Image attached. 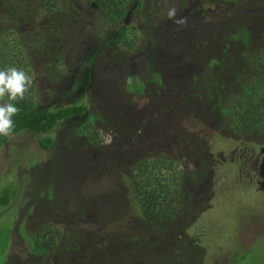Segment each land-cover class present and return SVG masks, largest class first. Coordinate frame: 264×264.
<instances>
[{
	"label": "rangeland",
	"instance_id": "obj_1",
	"mask_svg": "<svg viewBox=\"0 0 264 264\" xmlns=\"http://www.w3.org/2000/svg\"><path fill=\"white\" fill-rule=\"evenodd\" d=\"M57 2L59 18L0 0V39L18 43L13 66L33 78L35 111L85 106L46 150L26 130L0 146V264H264V131L244 136L220 114L255 76L264 0H130V50L113 41L121 22L91 2ZM148 152L205 171L168 228L139 219L124 182ZM50 221L66 248L34 256L29 235Z\"/></svg>",
	"mask_w": 264,
	"mask_h": 264
},
{
	"label": "trees",
	"instance_id": "obj_2",
	"mask_svg": "<svg viewBox=\"0 0 264 264\" xmlns=\"http://www.w3.org/2000/svg\"><path fill=\"white\" fill-rule=\"evenodd\" d=\"M25 1H34L38 6V10L43 14H54L57 18L60 16L58 0ZM86 1L93 4L104 21L115 23L124 19L127 4L130 0ZM260 33H262V30ZM136 38L137 33H134L130 26H126L124 22H121L113 41L118 46L130 50L135 43L133 40ZM232 39L235 40V37ZM240 39L243 43H246L248 39L247 33L244 32ZM37 40H39L38 36L33 38L31 43L34 42L35 44ZM17 44L15 42L14 45L9 47L3 38L0 39V70L8 68L9 65L12 67L15 62L19 61L18 56L21 54V50L17 48ZM251 55L248 63L255 76L242 89L243 95H235L220 110V114L227 117L230 121L229 124L234 129V132L245 134L244 136L251 135L253 131L258 129L264 131V47ZM260 83L262 86L258 87V89L263 90L262 92H258L259 90L257 89ZM31 91L30 87L28 93H26V98L17 104L20 111L12 117L14 122L12 135L23 130L40 135L37 141L38 146L46 150L51 144V138L48 133L60 121L73 116H81L85 111V106L82 104H71L56 110L35 111ZM209 96L210 94H207V97ZM3 101L9 102L7 96L3 98ZM90 133V126H84L80 131V134L86 136ZM7 140L8 137L0 135V146L6 143ZM178 159L176 157L172 160L171 157H166L161 153L148 152L138 154L130 158L129 164L131 166L128 172L123 175L130 199L136 211L138 210L136 213L139 219L151 228L153 226L168 228L170 224H174L178 213L173 205L182 204L185 200L190 203L188 198L189 195H192L189 191L192 187L191 179L195 181L194 183L197 186L205 182V171H197L196 173L188 172L187 169L185 171V166L180 167L182 165L180 162L178 163ZM7 203V196L0 199L1 205H7ZM56 222L50 221L49 226L42 225L37 231L34 230L32 235H29L30 253L34 256L44 257L53 252V250L58 253L57 248H66V245H61L62 234ZM240 253L238 252L239 255ZM236 262L233 261L232 263L237 264Z\"/></svg>",
	"mask_w": 264,
	"mask_h": 264
},
{
	"label": "clouds",
	"instance_id": "obj_3",
	"mask_svg": "<svg viewBox=\"0 0 264 264\" xmlns=\"http://www.w3.org/2000/svg\"><path fill=\"white\" fill-rule=\"evenodd\" d=\"M168 15L170 18L174 17L175 9H171ZM178 23H186V18H182ZM32 83V76L16 67L0 70V100L7 96L9 101L0 103V135L12 136L14 128L12 117L20 111L17 104L26 98Z\"/></svg>",
	"mask_w": 264,
	"mask_h": 264
}]
</instances>
